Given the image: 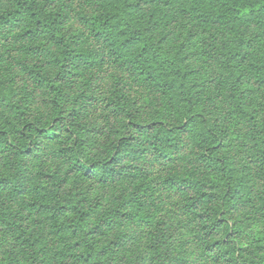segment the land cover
I'll return each mask as SVG.
<instances>
[{
	"label": "trees",
	"instance_id": "16d2710c",
	"mask_svg": "<svg viewBox=\"0 0 264 264\" xmlns=\"http://www.w3.org/2000/svg\"><path fill=\"white\" fill-rule=\"evenodd\" d=\"M0 264H264V0H0Z\"/></svg>",
	"mask_w": 264,
	"mask_h": 264
},
{
	"label": "rangeland",
	"instance_id": "374dc122",
	"mask_svg": "<svg viewBox=\"0 0 264 264\" xmlns=\"http://www.w3.org/2000/svg\"><path fill=\"white\" fill-rule=\"evenodd\" d=\"M5 247H6V245L1 243V240H0V253H1V249H4Z\"/></svg>",
	"mask_w": 264,
	"mask_h": 264
}]
</instances>
